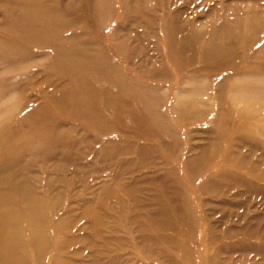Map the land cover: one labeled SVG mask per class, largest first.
I'll list each match as a JSON object with an SVG mask.
<instances>
[{
    "label": "rangeland",
    "instance_id": "1",
    "mask_svg": "<svg viewBox=\"0 0 264 264\" xmlns=\"http://www.w3.org/2000/svg\"><path fill=\"white\" fill-rule=\"evenodd\" d=\"M0 211L20 264H264V0H0Z\"/></svg>",
    "mask_w": 264,
    "mask_h": 264
},
{
    "label": "bare ground",
    "instance_id": "2",
    "mask_svg": "<svg viewBox=\"0 0 264 264\" xmlns=\"http://www.w3.org/2000/svg\"><path fill=\"white\" fill-rule=\"evenodd\" d=\"M32 6L33 7H37V5H32ZM39 14H42L41 10L39 8H35L33 10V13H32V9H28V15L34 16L33 20H35V21H38V17H40ZM59 14L60 13H57L56 15L59 16ZM54 19L56 20L57 18H54ZM64 24H67V23L64 22ZM63 27L64 26H62V28ZM55 31H51V33L54 34ZM57 38L59 40H63L65 37L64 36H58ZM55 40H57V39H55ZM57 48H55V49H57ZM91 48L92 47H91L90 44H86L85 43L84 50L86 52H88L87 50H90ZM101 62H102V64H105L106 66H110V64H108L107 60H105V59H102V61L100 60V63ZM76 74H78V75H76L75 78H76V80L78 82H80L81 79H82V74H80V73H76ZM82 91L83 90L80 91L78 89V94L76 96V99H77V104L80 105V108H82L81 106H83L82 110H84L85 109V105H86V100L85 99H87L88 97H86L87 93L82 92ZM10 222H11V215L7 211H5V213H2L0 211V264H20L19 261L14 257L13 252H12L14 250V248L12 246V244H13L12 236L8 235L7 233L5 235L4 232L1 231V229H3L6 225H9V227H10V225H11ZM19 233H20V231H18L17 235H19ZM24 233H23V236H24ZM15 251L18 252V250H15Z\"/></svg>",
    "mask_w": 264,
    "mask_h": 264
}]
</instances>
